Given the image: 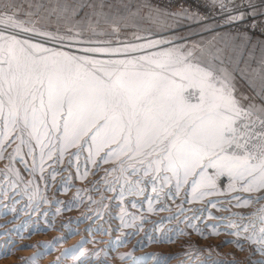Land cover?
<instances>
[{"label":"snow or ice","instance_id":"6c2138e0","mask_svg":"<svg viewBox=\"0 0 264 264\" xmlns=\"http://www.w3.org/2000/svg\"><path fill=\"white\" fill-rule=\"evenodd\" d=\"M211 4L226 16L220 27L264 16V7L258 8L255 0ZM144 9L147 13L142 15ZM145 19L175 32L181 21L200 23L204 18L187 9L172 12L147 2L135 7L133 0H0V208L15 213L19 204L30 217L39 214L45 227L35 222L31 235L54 228V219L48 220L49 212L42 211L50 203L57 205L54 218L86 199L89 211L99 205L94 211L99 219L112 202L121 207L126 196H145L150 190L146 201L152 212L154 202L175 200L183 191L182 204L207 199L206 207L195 211L220 221L205 225L211 234H220L223 224L225 233L236 238L224 243L243 250L245 241L264 255V195H251L264 193V48L256 66L241 72L254 92L249 98L239 92L235 70L228 67H239L243 47L233 49V61L227 45L216 46L215 37L206 43H177L187 38L144 29L140 22ZM129 29L131 36L123 35ZM211 31L213 26L206 25L192 35ZM257 98L262 103H256ZM70 170L78 180L89 175L99 179L89 189H77L72 201H49L47 192L61 173L68 176L58 191L66 193L74 186ZM91 192L100 193L99 201ZM104 192L114 195L109 198ZM182 204L180 214L185 211ZM253 204L259 207L251 212H231V207ZM166 209L167 205L160 208ZM212 209L229 215L216 217ZM91 218L85 215L75 223ZM113 218L122 228L136 231L110 241V248L126 244L143 228L135 224V216L130 222L123 214ZM199 218L186 217L198 232L191 221ZM96 231L110 235L109 229ZM66 239L25 245L42 249L26 264H38ZM145 239L153 242L147 234ZM165 239L171 242V237ZM88 242L99 243L82 240L61 252L53 264L68 258L84 264L83 245ZM137 246L144 245L138 241ZM10 254L0 245V257ZM130 255L121 254L120 259Z\"/></svg>","mask_w":264,"mask_h":264},{"label":"bare ground","instance_id":"6f19581e","mask_svg":"<svg viewBox=\"0 0 264 264\" xmlns=\"http://www.w3.org/2000/svg\"><path fill=\"white\" fill-rule=\"evenodd\" d=\"M1 163L3 162H0V164ZM3 165L4 164L0 165V168H3ZM71 171L73 175L72 184L74 186L66 192V196L63 195L65 193L62 194V192L58 190L53 192L50 191V189V194L48 195L50 196L48 198L49 201L64 200L68 202L72 196L74 198L77 189L83 187L84 183L87 184L84 180L82 185L83 180L75 179V170ZM59 176L64 179L68 176V173L63 172ZM89 176H91V180H89L90 182L88 181L89 185H92L93 181L99 179V175ZM53 185L55 186L57 184ZM92 194L94 197L93 199L99 201L100 193L92 192ZM94 194L96 195L94 196ZM103 194L109 198L114 195L113 193L108 192H104ZM150 194L151 193L149 191L145 194V196H126L121 205L124 209L123 213L121 212V207L115 206V203L118 202H112L109 209L102 210L103 215L99 219L94 216V211L99 208V205H92L91 207L93 211H89V204L87 205L86 200L83 204H81V207H73L74 209L71 211H63L60 215H57L54 218L52 214L56 212L57 205L52 203L44 205L42 211L47 210L49 212L48 220L52 221L54 219V228L47 232L41 231L31 235L30 233L32 232L35 222L39 221L40 227H45L44 221L40 218L39 214L30 217L28 214L20 211L21 205L19 204L16 205L17 211L15 213L6 208H0V245L11 250L10 255L0 257V262L4 264H26L27 258L34 256L38 251H42V249L37 247L25 248V245H38L41 242H49L52 241L53 238L61 236H65L67 239L63 243H58L51 253H47L41 257L38 260V264H53V261L60 255L61 252L65 249L72 248L82 240L99 242H88L83 245V248L86 251V256L82 258L84 260V264H142L144 261H146L145 264H217V262H219V264H253L254 261L264 260V255L259 254L254 245L245 241H241L243 244V250L238 249L234 243H224V241H232L236 238L225 233L223 224L220 225V234H211V228L206 227L205 225L211 226L220 224V221L215 219H206L207 213L201 214L200 212L195 211L205 208L207 205V199L204 202H185L182 204L185 200V194L182 191L180 196L175 200L169 198L168 201L162 199L160 203L154 202L153 205L156 210L149 212L147 210L148 205L146 196ZM240 195L248 194L240 193ZM251 195H264V193H252ZM25 202L26 200L22 201V203ZM109 202L110 201H105V203ZM132 202L136 203L135 207L132 206ZM7 203L8 202L5 201V204ZM181 204L185 210L183 214H180ZM261 204H264V201H261ZM162 205H167V209L161 211L160 208ZM256 207H259V205L253 204L251 207L247 208L231 207V212H251ZM188 209H192L193 211H188ZM105 212H107V215H105ZM212 212L216 217H227L229 215V212L218 211L217 209H212ZM122 214L124 215L126 222H130L131 217L133 216L137 217L135 224L140 225L142 223L143 228L138 235L128 237V242L126 244L110 248V241L122 237L124 233L136 231L135 228H122L121 221L113 218ZM85 215L92 218L79 224L75 223L77 219H80ZM172 216H177V218L172 220L166 219L167 217ZM193 216L200 217L198 220H192L191 223L201 228L200 232H202L203 235L197 231L199 243L197 247H195V250L190 251L185 249L186 245L183 243V238L184 240L186 238L184 236L186 234L185 232H187L186 230H182L185 228V225H182L183 228L180 226L182 228L181 230L179 228V232L183 233L181 236L178 235L181 238H176L177 234L175 236L173 233L178 232L177 229L180 224L177 223V221L180 219L188 221L186 217ZM141 217L143 218V221L141 220ZM69 220L73 221L70 226L67 228H61V225L67 223ZM25 221L28 223L25 224ZM161 221H163V223L159 226V228H157L156 225ZM187 224V227H190L189 221ZM98 228L109 229L110 235H105L101 231H96ZM118 228L121 229V231H116ZM17 229H19V231H16ZM70 229L75 231L77 234L69 237L68 232ZM86 229H91V231H86ZM187 230L189 231L191 229ZM146 234L153 238V242H149L145 239ZM21 236H23V238H21ZM166 237H171V242H168L165 239ZM216 237H221L222 239L219 246L215 243ZM138 241L142 242L144 246H137ZM127 253H131V255L126 256L125 259H120L121 254ZM60 264H73V261L71 258L63 259Z\"/></svg>","mask_w":264,"mask_h":264},{"label":"rangeland","instance_id":"374dc122","mask_svg":"<svg viewBox=\"0 0 264 264\" xmlns=\"http://www.w3.org/2000/svg\"><path fill=\"white\" fill-rule=\"evenodd\" d=\"M149 1L154 3V4L172 9L176 12L181 11L182 9H187L192 13H198L201 17L204 18L202 22L197 23L198 25L200 24L199 26L198 25H192V22L185 20V21H181V26L175 32L166 31L164 29L165 30L164 32L158 31V32H153V33H159L163 36L186 37L187 38L186 40H179V41H177V43H189V44L192 42L206 43L208 41H212L213 37H215L214 43L216 44V46L225 47L227 45V55L232 57L233 61H235V59H236L235 53L233 52V49H236L237 51H239L241 49V47H243V55L239 61V66H240V62H242L243 60L245 61L246 58L249 61L248 57H250V54L254 55L255 59H251L252 63L249 67H255L256 62L260 59V57L262 55V48H264V16L248 17L246 20H244L242 22H239V23H236L233 25H229V26L220 27L219 25H221L223 23L226 16L220 14V10H219L218 5H212L211 0H177L175 3H166L163 1H155V0H149ZM255 2H256V5L258 8L264 7V0H255ZM236 3L239 4L240 0H236ZM244 10L247 11L248 9H244ZM253 20L256 21V27L254 29L252 28ZM206 25L213 26L214 31L202 32L201 35H192V33H194V32H197V33L201 32V30ZM61 30H63V27ZM244 33H247L248 37H250L249 41H246L244 39V35H243ZM157 38H159V37H157ZM228 67L230 69L235 70L236 83H237V87L239 89V92L244 94L245 96H248L249 98H253L254 92L249 87V84L247 83V81L244 78H242L241 73L240 74L238 73L239 67L236 68L235 63H230L228 65ZM247 102L248 101H245V103H247ZM255 102L258 104L262 103V101L259 100L258 98L255 99ZM2 164H4V162L1 163L0 165H2ZM3 167H4V165H3ZM88 177H87L88 180L87 179L85 180V182H87V184H85L84 180H83L82 185H83V183H84V185H83V187L80 186L81 187L80 189H83V188L89 189L91 187V185L88 184V181L91 180V176H88ZM61 180H63V179L60 178V176H58L56 181H55L56 183H54L57 185H55V186L53 185L54 187L52 186L50 191L56 192L61 185ZM87 185H89V186H87ZM49 194H50V192L48 191L47 192L48 198L50 197V196H48ZM89 194L91 195L92 192ZM63 195L66 196V193ZM82 195H84V194H82ZM95 195L96 194H94V196ZM91 196H92V198H94L93 194ZM72 200H73V196L70 199V201H72ZM61 201H64V200H61ZM165 201H168V199H165ZM88 204L89 203L87 202V205ZM81 206L82 205H80V207ZM153 207H154V205H153ZM72 209H74V208H72ZM84 209H86V208H84ZM105 213H106L105 215H107V212H105ZM184 220L180 219L179 221H177V223L180 224L178 226L177 230H179V228L181 230L183 228L182 225L183 226L185 225L184 227L187 229H191L189 231L185 228L182 229L183 231H185V230L187 231V232H185L186 234L184 233L185 234L184 236L186 238H185V240L183 238V243H185V245L187 246V247L185 246V249L193 251V250H195V247H197V245L199 243L198 242V240H199L198 233H197V230H195L193 227H191V228L187 227L188 221H186V220L184 221ZM196 227L199 228L198 226H196ZM199 229H201V228H199ZM179 231L177 233H173L175 236L177 234L176 238H178V239L181 238L179 236H181L183 234L182 232H179ZM72 236L73 235H71L69 237H72ZM221 240H222L221 237H219V238L216 237L215 238L216 245L219 246ZM189 245H190V247H189ZM133 247H135V246H133ZM145 263H146V261H144L142 264H145ZM0 264H4V263L0 262Z\"/></svg>","mask_w":264,"mask_h":264},{"label":"crops","instance_id":"0c3cea01","mask_svg":"<svg viewBox=\"0 0 264 264\" xmlns=\"http://www.w3.org/2000/svg\"><path fill=\"white\" fill-rule=\"evenodd\" d=\"M145 2L150 3L151 5H154V6H159V7L162 8V9H168L169 11L176 12V11H174V10H172V9H169V8H166V7H163V6H160V5L154 4V3L150 2L149 0H133V4H134L135 7H139V6H141L142 4H144ZM25 7H26V5H25ZM84 11H88V9H85ZM146 13H147V9H144V10L142 11V15H145ZM83 15H84V12H81L80 15L76 17V19L79 20ZM169 22H171V21H169ZM51 25H52V27H53V29H54V28H55V25H56V22H55V19H54V18H53V20L51 21ZM140 25H141L142 28H144V29H148V30H150L151 32H158V31H161V32L163 31V32H164V31H165L163 28L158 27V26H156V25H153V24H152L150 21H148L147 19L142 20V21L140 22ZM192 25H198V24H197V23H192ZM199 25H200V24H199ZM199 25H198V26H199ZM60 27H61V29H62V27H64L63 23H61ZM131 34H132V30H131V29H129V30H127V31H125V32L123 33V35L128 36V37H130ZM248 59H249V61H248L247 58H246L245 61L243 60L242 62H240V66H239V68H238V73H239V74L242 72V70H245L246 68H248V67L251 65L252 62H251L250 57H248Z\"/></svg>","mask_w":264,"mask_h":264},{"label":"built area","instance_id":"2783aa9c","mask_svg":"<svg viewBox=\"0 0 264 264\" xmlns=\"http://www.w3.org/2000/svg\"><path fill=\"white\" fill-rule=\"evenodd\" d=\"M155 1H163L166 3H175L177 0H155Z\"/></svg>","mask_w":264,"mask_h":264}]
</instances>
